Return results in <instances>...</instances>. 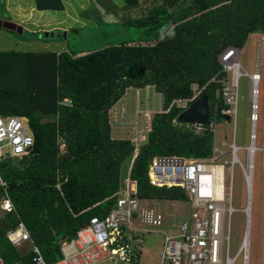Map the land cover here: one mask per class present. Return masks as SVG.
<instances>
[{
    "label": "trees",
    "instance_id": "trees-1",
    "mask_svg": "<svg viewBox=\"0 0 264 264\" xmlns=\"http://www.w3.org/2000/svg\"><path fill=\"white\" fill-rule=\"evenodd\" d=\"M34 1L41 11L65 10L62 0ZM93 1L117 15L113 1ZM223 1L161 0L145 15L116 23L101 13L99 27L115 24L140 35L88 53L0 50V116L26 118L34 138L27 155L0 164V201L12 205L10 212L0 210V264H33L31 250L20 251L9 237L20 223L46 263H57L63 241L75 238L91 218L109 215L128 176L140 200L187 201L180 187L152 185L151 161L211 156L215 135L179 122L184 110L176 102L191 100L198 87L197 101L209 100L211 123L225 120L219 55L228 47L241 50L249 35L264 33V0ZM121 2L125 10L139 5ZM131 88H152L164 110L152 115L139 146L132 138L114 137L110 119ZM123 229L119 244L129 245ZM138 260L132 255L133 264Z\"/></svg>",
    "mask_w": 264,
    "mask_h": 264
},
{
    "label": "built area",
    "instance_id": "built-area-1",
    "mask_svg": "<svg viewBox=\"0 0 264 264\" xmlns=\"http://www.w3.org/2000/svg\"><path fill=\"white\" fill-rule=\"evenodd\" d=\"M223 77L219 81L223 102L227 108L222 114L233 122L235 126L238 108V82L241 78L249 82V106L251 123L250 145L246 148L238 146L234 141L225 144L228 150L216 149L214 156L208 158H188L184 156H155L149 167L150 180L155 187H180L187 201L182 202L190 207L189 219L181 223L178 233L165 234L162 243L160 264H235V260L242 255L243 264L249 261V232L251 219L254 156L257 152H264V147H257L256 127L260 120V88L262 78L258 54L254 64V73H246L240 64L239 52L235 47L226 48L219 55ZM215 82V80H212ZM195 96L189 101H177V106L187 111L191 104L201 95L198 87L193 88ZM199 130L207 129L202 124H192ZM113 127V126H112ZM143 127V126H142ZM215 131V124L211 125ZM143 128L133 138L136 146L146 139ZM34 138L29 129L26 118L18 116H0V164L5 157H22L33 148ZM244 150L245 158L241 161L238 152ZM229 160L219 164L225 155ZM251 165V166H250ZM227 166V167H225ZM238 167L245 182L248 193L247 206L243 209L246 229L239 250L233 257L229 254L230 235H225L227 218L236 211L232 207L234 184V168ZM228 175L229 186L225 187ZM176 202V201H175ZM174 202V203H175ZM162 202L144 201L138 198L136 181L129 176L118 197L115 207L106 218L93 217L87 225L79 230L77 237L61 243V259L55 264H133L132 255L136 253L129 244L120 245L125 235L138 232L136 223L141 224L143 230L154 229L164 225L166 216L160 207ZM226 204L229 206L227 207ZM175 206V204H174ZM0 210L10 212V200L0 201ZM230 228V224H229ZM9 237L16 247L28 243L32 253L33 264H47L39 248L32 242L30 235L22 223L9 233ZM225 244H228L225 251ZM142 246L138 251L142 250Z\"/></svg>",
    "mask_w": 264,
    "mask_h": 264
},
{
    "label": "rangeland",
    "instance_id": "rangeland-1",
    "mask_svg": "<svg viewBox=\"0 0 264 264\" xmlns=\"http://www.w3.org/2000/svg\"><path fill=\"white\" fill-rule=\"evenodd\" d=\"M65 3L63 11L38 10L34 0H0V20L11 22L18 26L17 30L0 27V50L20 51H72L80 54L95 51L119 41L137 38L139 34L134 28L118 27V25L98 26V16H103L107 22L116 23L121 20L145 15L151 6L160 4L161 0H139V5L133 11L125 10L121 0H110L117 7V15L113 16L101 8L93 0H62ZM98 7V8H97ZM98 9V11H96ZM100 9V10H99ZM132 11V12H130ZM130 12V13H129ZM87 16L91 18H87ZM76 29V32L73 30ZM137 44V43H136ZM261 44L259 51L260 71L264 77V40L258 36H250L245 46L239 51V60L242 69L254 73L256 60V45ZM238 108L235 129L232 122L225 120L215 123V146L221 150H228L225 144L233 141L241 147L250 145L249 133V82L241 78L238 82ZM260 105L264 106V83L260 90ZM161 99L152 88L143 90L129 89L123 99L110 111L114 137L135 138L143 128L150 129L152 115L162 112ZM261 120L256 130V146L264 147V110L260 109ZM143 126V127H142ZM146 135V131L144 132ZM238 156L244 161L245 152L240 150ZM229 160L225 155L219 164ZM252 205L249 232V261L248 264H264V152L255 154ZM124 167V176L131 167ZM227 167V166H225ZM229 186L228 175L225 178V187ZM121 191L118 197L121 196ZM248 193L240 169L234 168V184L232 207L236 210L227 218L225 235H230L229 254H237L246 229V220L243 209L247 206ZM160 209L166 216L164 225L154 229L143 230L140 223H136L138 232L129 233V239L134 250L143 246L139 264H160L162 243L165 234L175 235L181 223L189 219L190 207L188 204L177 202H162ZM175 204V206H174ZM228 207L229 205L226 204ZM230 224V228H229ZM25 245V244H22ZM20 245L17 249L22 252L28 246ZM228 244H225L227 251ZM136 257L140 251H136ZM235 264H243L242 255L235 260Z\"/></svg>",
    "mask_w": 264,
    "mask_h": 264
},
{
    "label": "water",
    "instance_id": "water-1",
    "mask_svg": "<svg viewBox=\"0 0 264 264\" xmlns=\"http://www.w3.org/2000/svg\"><path fill=\"white\" fill-rule=\"evenodd\" d=\"M0 27L17 30L18 26L8 22L0 20ZM204 111L205 113H202ZM209 100L206 96L200 98L195 104H193L187 111L181 113L178 116V121L187 124H202L209 126L211 123Z\"/></svg>",
    "mask_w": 264,
    "mask_h": 264
},
{
    "label": "crops",
    "instance_id": "crops-1",
    "mask_svg": "<svg viewBox=\"0 0 264 264\" xmlns=\"http://www.w3.org/2000/svg\"><path fill=\"white\" fill-rule=\"evenodd\" d=\"M208 1V3L210 4V5H217V4H219V3H224L225 1H223V0H207ZM250 36H258V37H261V39L262 40H264V33H256V34H251V35H249V37ZM248 37V38H249ZM248 40V39H247ZM261 50V44H257L256 45V51H257V54H258V57H259V51ZM240 50H238V52H239ZM256 54V55H257ZM259 64H260V62H259ZM260 75H261V78H262V83H264V77H262V73H261V71H260ZM214 80V79H213ZM261 83V84H262ZM260 90H261V88H260ZM260 99V98H259ZM259 106H260V109L261 110H264V106H262L261 107V105H260V101H259ZM249 108H250V106H249ZM250 110V109H249ZM249 115H250V113H249ZM260 120H261V115H260ZM260 120H259V122H260ZM225 121H228V119L226 118L225 119ZM228 122H232L231 120H229ZM258 122V123H259ZM249 123H250V121H249ZM196 124H198V123H196ZM213 124H215L214 122L213 123H210V125L209 126H206L207 127V129H209V130H211L210 128H211V125H213ZM232 124H233V122H232ZM236 124V123H235ZM257 126H258V124H257ZM233 128L235 129V126L233 125ZM207 129H205V130H207ZM196 130L198 131V132H201L202 130H199V129H197L196 128ZM205 130H203V131H205ZM251 130H252V128H251V123H250V133H249V140H250V136H251ZM256 130H257V127H256ZM211 131H213V130H211ZM214 132V135H215V132H216V129H215V131H213ZM233 141L235 142V138L233 137ZM256 141H257V137H256ZM256 141H255V145H256ZM250 143H251V141H250ZM259 148H261V147H259ZM216 149H219L218 147H214V150H216ZM215 152V151H214ZM258 153V152H257ZM214 154V153H213ZM211 155V156H214V155ZM211 156H208V157H211ZM208 157H196V158H208ZM255 157V156H254ZM254 164H255V159H254ZM245 183V182H244ZM253 189V188H252ZM169 202H171V201H169ZM79 232V231H78ZM78 234V233H77ZM77 237V236H76ZM75 237V238H76ZM74 239V238H73ZM129 239V238H128ZM129 241H130V244H131V240L129 239ZM25 245H22V246H28V249L30 250V246H29V244L28 243H24ZM131 246H132V244H131ZM141 246H142V244H141ZM140 246V247H141ZM143 247V246H142ZM18 248V247H17ZM142 250H143V248H142ZM142 250L140 251V255L138 256L139 257V259H140V256H141V253H142ZM135 251H138V250H135ZM61 253V252H60ZM61 259V258H60ZM161 260V259H160ZM139 261V260H138Z\"/></svg>",
    "mask_w": 264,
    "mask_h": 264
},
{
    "label": "bare ground",
    "instance_id": "bare-ground-1",
    "mask_svg": "<svg viewBox=\"0 0 264 264\" xmlns=\"http://www.w3.org/2000/svg\"><path fill=\"white\" fill-rule=\"evenodd\" d=\"M250 166H251V165H250ZM249 187H250V188H249V191H250V193H251L253 186H250V185H249Z\"/></svg>",
    "mask_w": 264,
    "mask_h": 264
}]
</instances>
